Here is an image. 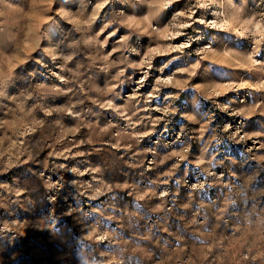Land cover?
<instances>
[{
  "label": "clouds",
  "instance_id": "9594fccd",
  "mask_svg": "<svg viewBox=\"0 0 264 264\" xmlns=\"http://www.w3.org/2000/svg\"><path fill=\"white\" fill-rule=\"evenodd\" d=\"M0 177V253L264 264V0H0Z\"/></svg>",
  "mask_w": 264,
  "mask_h": 264
},
{
  "label": "rangeland",
  "instance_id": "374dc122",
  "mask_svg": "<svg viewBox=\"0 0 264 264\" xmlns=\"http://www.w3.org/2000/svg\"><path fill=\"white\" fill-rule=\"evenodd\" d=\"M34 22L38 23L39 17H35ZM8 178L9 177H0V179ZM3 214L4 210L0 209V217H2ZM55 231L60 232L59 226L56 227ZM12 251H19L20 264H43L44 260L50 259V253L53 251V248L51 244L47 243V233L29 230L27 238L22 239V243L18 242L15 249H9V251L0 253V264H16L9 256V252Z\"/></svg>",
  "mask_w": 264,
  "mask_h": 264
}]
</instances>
